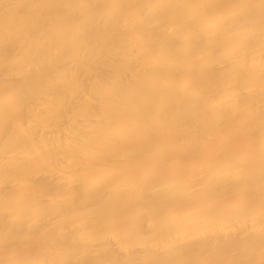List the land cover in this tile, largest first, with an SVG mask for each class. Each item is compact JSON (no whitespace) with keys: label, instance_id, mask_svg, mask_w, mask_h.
Listing matches in <instances>:
<instances>
[{"label":"bare ground","instance_id":"obj_1","mask_svg":"<svg viewBox=\"0 0 264 264\" xmlns=\"http://www.w3.org/2000/svg\"><path fill=\"white\" fill-rule=\"evenodd\" d=\"M0 264H264V0H0Z\"/></svg>","mask_w":264,"mask_h":264}]
</instances>
